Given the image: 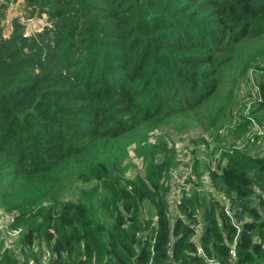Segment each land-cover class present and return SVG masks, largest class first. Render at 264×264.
Segmentation results:
<instances>
[{"label": "trees", "instance_id": "16d2710c", "mask_svg": "<svg viewBox=\"0 0 264 264\" xmlns=\"http://www.w3.org/2000/svg\"><path fill=\"white\" fill-rule=\"evenodd\" d=\"M23 1L47 26L6 37L0 5V264H264V0ZM192 125L173 201L147 134Z\"/></svg>", "mask_w": 264, "mask_h": 264}, {"label": "rangeland", "instance_id": "374dc122", "mask_svg": "<svg viewBox=\"0 0 264 264\" xmlns=\"http://www.w3.org/2000/svg\"><path fill=\"white\" fill-rule=\"evenodd\" d=\"M9 7L8 12L6 14V19L3 21L4 25V33L6 36L11 34L12 32V22L14 19H17L21 24L25 26V35L32 34L34 32L41 31L43 27L47 26L46 17L41 18H33L30 19L28 12L26 11V6L23 0H9L6 3ZM264 42V38L261 40ZM252 107V106H251ZM186 121L192 122L194 117L192 115H188L185 117ZM148 131L143 128L142 133L146 134ZM204 132L202 127L192 125V128L185 132H179L174 128H167L163 132L160 130L154 132H148L149 141L152 143H157L158 140L164 139L167 143L168 149H172L178 155V159L180 160L178 164V169H176L177 174L176 178V187H174V197L172 198L173 201H178L180 199L181 191H188L191 190V186H187L184 179H181L180 173H185L184 165H183V156L185 155L186 149L191 145L189 139L195 141L196 137L201 133ZM192 138V139H191ZM196 142V141H195ZM223 143V141H222ZM222 145V144H221ZM216 143L212 144L210 147L211 153L216 152ZM129 151V158L126 160L127 162L132 163L135 167H131L125 174L126 178H132L136 173L143 172V165L141 157L136 155L135 146L131 145L128 148ZM217 154V153H216ZM182 163V164H181ZM182 165V167H181ZM201 190V189H200ZM1 213V212H0ZM1 219V218H0Z\"/></svg>", "mask_w": 264, "mask_h": 264}, {"label": "built area", "instance_id": "2783aa9c", "mask_svg": "<svg viewBox=\"0 0 264 264\" xmlns=\"http://www.w3.org/2000/svg\"><path fill=\"white\" fill-rule=\"evenodd\" d=\"M9 0H0V5L7 3ZM30 35V34H29ZM29 35H24V37H27ZM7 37V36H6ZM257 89L252 91V97L255 98ZM244 93V92H243ZM251 104L252 101H249L247 108L244 112V114L249 117L250 110H251ZM251 120L250 118H248ZM252 121V131L254 137L251 139V141L255 140V137H258L257 143L258 144H264V128L259 126L255 121ZM187 151H185L184 154H186ZM185 174L184 176L180 177L181 179L186 180L187 175L190 174L189 168H184ZM14 215H5L3 214L0 219V254L3 253L6 249H9L13 246L17 238L19 237L21 230L16 228L14 226ZM44 260L43 262H36L33 259L29 260L26 264H50L52 261L51 254L48 250H44Z\"/></svg>", "mask_w": 264, "mask_h": 264}]
</instances>
